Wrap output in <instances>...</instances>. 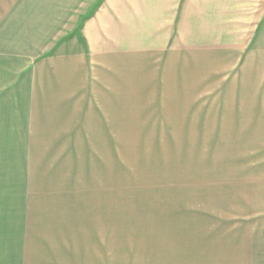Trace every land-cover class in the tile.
Instances as JSON below:
<instances>
[{
    "label": "crops",
    "instance_id": "1",
    "mask_svg": "<svg viewBox=\"0 0 264 264\" xmlns=\"http://www.w3.org/2000/svg\"><path fill=\"white\" fill-rule=\"evenodd\" d=\"M168 104L220 105L252 186L264 0H0V264H264V229L112 230V105Z\"/></svg>",
    "mask_w": 264,
    "mask_h": 264
},
{
    "label": "rangeland",
    "instance_id": "2",
    "mask_svg": "<svg viewBox=\"0 0 264 264\" xmlns=\"http://www.w3.org/2000/svg\"><path fill=\"white\" fill-rule=\"evenodd\" d=\"M215 110L112 105V230L264 229V143L252 186H231L221 142L204 130Z\"/></svg>",
    "mask_w": 264,
    "mask_h": 264
}]
</instances>
